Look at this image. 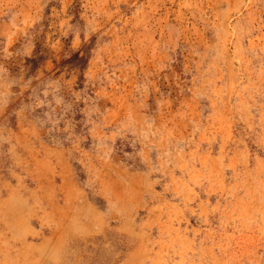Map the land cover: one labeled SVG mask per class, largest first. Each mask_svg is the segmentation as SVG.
<instances>
[{"label":"rangeland","instance_id":"rangeland-1","mask_svg":"<svg viewBox=\"0 0 264 264\" xmlns=\"http://www.w3.org/2000/svg\"><path fill=\"white\" fill-rule=\"evenodd\" d=\"M0 264H264V0H0Z\"/></svg>","mask_w":264,"mask_h":264}]
</instances>
